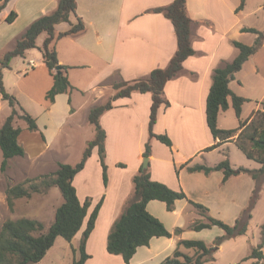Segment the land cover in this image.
Returning a JSON list of instances; mask_svg holds the SVG:
<instances>
[{
    "label": "crops",
    "instance_id": "1",
    "mask_svg": "<svg viewBox=\"0 0 264 264\" xmlns=\"http://www.w3.org/2000/svg\"><path fill=\"white\" fill-rule=\"evenodd\" d=\"M76 1L77 15L83 19L86 29L81 34L62 37L55 42V47L59 63L71 66L70 71L76 68L92 70L84 78L68 74L76 89L83 85L85 92L90 91L92 97L89 101H79L76 105L73 91L60 95H65L70 102V107L66 109L67 120L80 112V121L89 122L90 109L101 103L108 96L106 93L109 88H112L111 85H103L107 79L119 72L122 78L132 80L147 76L155 68L166 67L178 45L172 21L163 13L150 11L151 8L170 4L173 0ZM240 1L187 0L188 14L195 21L192 27L195 54L183 62L184 72L166 83L164 95L170 105L160 106L154 125V132L167 134L173 144L170 147L153 138L152 154L149 157L152 179L173 189L179 190L181 186L186 189L185 180L208 185L216 172L220 173L219 177L224 176L222 171H214L210 175L189 172L183 165L187 162L215 165L224 159V147L233 143L226 142L217 148L206 150L216 143L207 122L206 103L214 69L238 55L239 50L233 44L234 40L247 42L245 35L250 32H245L242 28L255 27L244 21L243 9L236 12ZM58 2L59 0H9L0 11V18L6 20L10 11L15 10L17 15L12 23L21 19V29H26L38 17L54 11ZM71 21L76 22L74 15L71 16ZM69 28L70 24L67 22L56 25L59 32ZM256 73L259 75L261 69H257ZM232 90L234 91L233 88ZM262 96L264 99V93ZM113 104L114 107L100 118L107 133V185L103 182V168L97 147L73 181L81 202L87 197L92 198L88 216L77 234L82 235L90 213L103 197L95 228L86 246L92 257L85 264H91L93 260L95 253L90 248L93 246L92 241L97 240L99 235L100 248L102 251L104 248L105 255H108L106 259L109 257L113 261L111 264H127L121 255L107 251V238L111 226L133 193V177L143 164V153L149 138L152 95L150 92L134 91L130 96L115 99ZM220 127L224 128L222 125ZM215 152L218 154L215 155ZM177 167H180L179 174ZM93 170H96L95 174ZM93 178L98 182L97 188L92 187ZM180 200L176 201L173 211H169L165 202H159L160 200L149 201L147 209L164 221V205L169 212H179L184 207L179 205ZM172 219H175L173 226L180 224L177 223L178 217ZM181 236V233L180 237L174 233L172 237H153L149 245L138 247L129 264H160L174 253ZM183 251L191 253L185 248Z\"/></svg>",
    "mask_w": 264,
    "mask_h": 264
},
{
    "label": "trees",
    "instance_id": "2",
    "mask_svg": "<svg viewBox=\"0 0 264 264\" xmlns=\"http://www.w3.org/2000/svg\"><path fill=\"white\" fill-rule=\"evenodd\" d=\"M8 1L0 0V11L6 7ZM246 2L247 0H241L236 12L244 9ZM76 11V0H59L54 11L35 19L16 38L15 46L0 57V98L9 101L12 108L11 113L0 127V149L3 154L2 171L8 168L12 158L16 156L22 157L26 154L24 147L19 142L22 129L15 126V120H25L30 130L38 128L36 118L25 111L20 106L17 98L6 90L3 81V71L11 67L10 64L14 57H24L29 49L37 47L38 37L45 33L46 36L41 47L43 62L54 77V84L48 91L47 98L54 101L57 94L72 91L74 86L67 74L69 66L59 63L55 42L62 37L78 35L85 31L86 25ZM150 11L163 13L172 21L178 45L175 54L166 67L155 68L147 76L126 80L120 76L119 72H116L103 83V85H111L115 93L104 103L94 105L90 109L88 121L95 127V136L88 142L81 159L77 163L61 162L57 170L52 173L26 178L24 181L8 188L7 201L11 208L17 198L30 197L33 193L47 192L53 186L59 187L63 202L56 207L54 219L48 227L36 218L21 217L6 220L0 230V264L37 263L44 258L58 236L72 241L81 230L88 216L92 198L87 197L84 202H81L73 181L75 176L85 167L93 149L97 147L103 168V182L107 185L108 164L106 163L105 149L107 133L100 123V118L106 111L114 107L113 101L115 99L130 96L134 91L150 92L152 105L148 126L149 138L146 142L143 157L149 158L151 156V140L153 138L158 139L167 146H172L173 142L167 134L154 132V125L158 119L160 106L162 104L170 105V101L164 95L166 83L182 74L184 72L183 62L189 56L195 54L192 46V27L195 21L188 14L187 0H173L170 4L151 8ZM16 15L15 10L10 11L6 21L9 23L13 22ZM72 15L76 17L75 23L71 21ZM62 22H68L70 28L66 31L58 32L56 25ZM242 30L255 33L257 36L252 45L234 40L233 44L239 50L238 55L232 61H225L214 69L213 82L207 97L206 113L207 122L216 143L206 150L234 141L249 159L255 160L260 166L258 168L243 166L236 168L231 163L229 149H226L224 150V159L215 165L190 164V162H187L183 167H187L189 172H202L205 175H210L214 171H222L224 182L240 173L249 174L256 183L251 196L250 207L243 211L234 224H229L222 219L211 216L208 213L209 208L207 206L190 199L182 188L176 190L163 182L153 180L150 162L147 167L142 164L133 177V193L126 202L124 210L111 226L107 238V251L110 254L121 255L127 264L130 263L138 247L149 245L153 237H172L174 235V232L170 231L158 217L147 209V204L151 200L163 201L167 209L173 211L178 199H186L203 216L202 219H197L191 223L190 227L193 230L201 231L213 226L221 227L224 230V234L217 236L212 245H209L203 239H180L174 253L167 256L160 264L212 263L216 259L214 255L215 246L218 249L224 240L245 234L248 230V225L252 218L251 207L255 204L259 189L264 182V99L261 101V109L255 111L248 119L242 120L243 104L248 99L236 94L230 88V82L236 79V74L243 68L250 56L263 46L264 31L255 27H244ZM57 67L61 71L60 73L56 72ZM230 105L233 106L240 120L239 125L236 128H221L218 122L220 113L228 110ZM120 165L123 164L121 163ZM176 171L179 174L180 167H177ZM102 204L103 197L89 215L80 239L79 256L74 258L72 264H85L92 257L88 253L86 246L95 228ZM181 232H183V228L180 227L175 231L177 234ZM263 247L264 223L261 226V241L252 249L248 256V258L254 260L253 264H262L264 261ZM182 248L193 250L194 253L185 252Z\"/></svg>",
    "mask_w": 264,
    "mask_h": 264
},
{
    "label": "rangeland",
    "instance_id": "3",
    "mask_svg": "<svg viewBox=\"0 0 264 264\" xmlns=\"http://www.w3.org/2000/svg\"><path fill=\"white\" fill-rule=\"evenodd\" d=\"M243 10L244 21L248 25H254L257 29L264 31V0H247ZM22 25L21 19L16 23H9L4 18H0V57L15 46L16 38L25 29H21ZM57 31L59 32L58 29ZM45 36L46 34L42 33L37 39V47L29 49L24 57H14L10 64L11 67L3 71L6 90L17 98L25 111L36 118L38 128L30 130L25 120H15V126L22 129L19 142L24 147L26 154L22 157L12 158L5 171L1 170L3 154L0 149V230L6 220L21 217L39 219L48 227L54 219L56 207L63 202L59 187L53 186L47 192L33 193L30 197L17 198L12 208L7 201L8 188L26 178L52 173L57 170L58 163H77L83 155L87 141L95 136L94 125L90 122H81L80 112L74 118L66 119V109L70 107V102L65 95L57 94L54 101L47 98V93L54 84V77L43 62L41 47ZM256 36L255 33H247L245 35L246 43L252 45ZM61 44L60 42V47ZM31 59H34L35 66L29 63ZM70 68L71 66H69L67 74H75L78 78L80 76L84 78L92 72L88 68H76L71 71ZM257 69H261L259 75L256 73ZM74 83L77 81L74 80ZM231 86L236 94L248 99L243 104L242 120L248 119L255 111L262 108L264 45L250 56L243 68L236 74V79L230 88ZM72 91L76 105L79 101H89L92 97L90 91L85 92L83 85L77 89L74 87ZM114 92L112 88H109L106 93L108 96L101 103L108 100L109 95ZM11 111L9 101L0 98V127ZM239 121L235 109L230 105L228 110L221 114L218 122L219 126L222 125L224 128H236ZM45 135L47 139H45ZM228 148L230 149L229 157L234 167L258 168L260 166L255 160L249 159L234 141L225 146L224 150ZM214 154L217 155L218 153L215 152ZM92 172L95 174L96 170ZM219 174L216 172L212 175L211 183L208 185L185 180L186 189L183 186L180 188L186 192L190 199L207 206L211 216L234 224L243 211L250 207L251 196L256 183L247 173L234 175L226 182L223 181V177H219ZM92 182V187L97 188L98 182L95 178ZM179 205L184 207L175 213L169 212L164 205V221L158 218L174 233L178 227L183 228L182 239H203L212 245L217 236L224 234V230L218 226L201 231L193 230L190 227L191 223L197 219H202L203 216L187 200L181 199ZM251 213L252 218L247 232L224 240L218 249L215 246L214 255L216 259L212 263L206 262L205 264H253L254 260L248 256L261 241V226L264 223V182L259 189L255 204L251 207ZM172 217H178L177 223L180 224L173 226L175 219ZM177 236L180 237V233ZM80 239L81 234H77L72 241L58 236L44 258L34 264H72L74 258L79 256ZM92 244L90 250L94 251L95 255L91 264H111L113 262L109 257L106 259L108 255H105V249L103 248L102 251L100 248V235L97 240L92 241ZM190 252L194 253L193 250Z\"/></svg>",
    "mask_w": 264,
    "mask_h": 264
},
{
    "label": "water",
    "instance_id": "4",
    "mask_svg": "<svg viewBox=\"0 0 264 264\" xmlns=\"http://www.w3.org/2000/svg\"><path fill=\"white\" fill-rule=\"evenodd\" d=\"M56 71H57L58 73L61 72V71L59 70L58 67H57ZM148 164H149V158H148V157H144V158H143V166H144V167H147Z\"/></svg>",
    "mask_w": 264,
    "mask_h": 264
},
{
    "label": "built area",
    "instance_id": "5",
    "mask_svg": "<svg viewBox=\"0 0 264 264\" xmlns=\"http://www.w3.org/2000/svg\"><path fill=\"white\" fill-rule=\"evenodd\" d=\"M29 63H30L32 66H35L34 59H31V60L29 61Z\"/></svg>",
    "mask_w": 264,
    "mask_h": 264
}]
</instances>
